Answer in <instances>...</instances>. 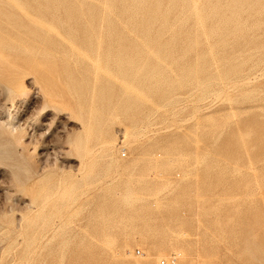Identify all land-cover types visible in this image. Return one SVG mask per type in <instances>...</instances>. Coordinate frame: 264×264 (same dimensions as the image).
<instances>
[{"label":"rangeland","instance_id":"obj_1","mask_svg":"<svg viewBox=\"0 0 264 264\" xmlns=\"http://www.w3.org/2000/svg\"><path fill=\"white\" fill-rule=\"evenodd\" d=\"M174 254L264 264V0H0V264Z\"/></svg>","mask_w":264,"mask_h":264},{"label":"built area","instance_id":"obj_2","mask_svg":"<svg viewBox=\"0 0 264 264\" xmlns=\"http://www.w3.org/2000/svg\"><path fill=\"white\" fill-rule=\"evenodd\" d=\"M138 253H140V250H138ZM177 259H178V255L174 254L168 260L171 264H175ZM167 262L168 261L166 259L161 260V264H167Z\"/></svg>","mask_w":264,"mask_h":264},{"label":"bare ground","instance_id":"obj_3","mask_svg":"<svg viewBox=\"0 0 264 264\" xmlns=\"http://www.w3.org/2000/svg\"><path fill=\"white\" fill-rule=\"evenodd\" d=\"M176 264V263H175Z\"/></svg>","mask_w":264,"mask_h":264}]
</instances>
